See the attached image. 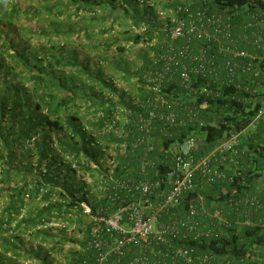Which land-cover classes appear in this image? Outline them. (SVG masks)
Segmentation results:
<instances>
[{"label":"trees","instance_id":"obj_1","mask_svg":"<svg viewBox=\"0 0 264 264\" xmlns=\"http://www.w3.org/2000/svg\"><path fill=\"white\" fill-rule=\"evenodd\" d=\"M38 1L0 0V264H56V255L79 264L93 221L84 213L82 202H89L94 214L108 205L106 198L97 201L88 195L84 168H92L89 161L99 164L98 143H134L139 136L132 122L125 126L127 135L105 128L115 114L133 107V96L118 85L116 77H138L142 94L140 84L147 71V66L142 73L139 66L130 69L119 37L106 41L101 34L110 33L117 23L123 28L119 36L127 34L133 44H145L161 25L147 0ZM247 2L194 0L196 5L211 7H239ZM259 2L264 6L263 0ZM235 23L239 27L240 18ZM134 29L142 30L134 33ZM164 91L200 109L220 112L225 107L219 125L208 122L190 127L179 137L163 139L165 145L192 133L208 146L241 130L254 116L249 104L236 99L206 100L173 84ZM261 128L248 143L241 136L237 146L243 152L241 166L248 184L206 187V197L214 201L247 189L264 204V178L256 166L263 154ZM196 197L188 194L183 209ZM69 224L82 231L84 239L81 249L69 248L65 253L64 245L76 242L65 228ZM254 244H264V234L251 229L223 240L181 241L184 247L236 255H246Z\"/></svg>","mask_w":264,"mask_h":264},{"label":"built area","instance_id":"obj_2","mask_svg":"<svg viewBox=\"0 0 264 264\" xmlns=\"http://www.w3.org/2000/svg\"><path fill=\"white\" fill-rule=\"evenodd\" d=\"M160 25L156 32H164V39L147 38L145 43L153 48L142 80L147 93L132 97L133 107L105 125L127 135L125 126L132 122L138 138L134 143H98L99 164L89 161L92 168H84L92 178H83L88 195L106 198L108 205L94 214L90 203L82 202L93 221L79 264H264V244H254L246 255L181 245L223 240L245 229L264 234V204L258 195L243 189L240 195L212 201L203 194L221 183L235 188L248 184L237 146L241 136L254 137L264 120V6L259 0L239 7L178 0ZM197 80L202 83L195 85ZM170 84L206 100L245 102L254 116L241 130L208 146L192 133L178 143H156L190 127L219 125L225 108L214 112L176 101L164 91ZM231 87L235 92L222 91ZM192 193L197 197L184 210Z\"/></svg>","mask_w":264,"mask_h":264},{"label":"rangeland","instance_id":"obj_3","mask_svg":"<svg viewBox=\"0 0 264 264\" xmlns=\"http://www.w3.org/2000/svg\"><path fill=\"white\" fill-rule=\"evenodd\" d=\"M30 1L31 0H11L12 3L17 2L19 4L20 3L21 4H28V3H30ZM33 1H38V0H33ZM153 9L155 10V14H154L155 21L156 22H159L160 24L162 23L161 21H163V20L166 19V15H169V12H170V9L165 10L166 9V6H163L160 2H157V4L153 5ZM106 24H107L108 27H110V25H112L111 24V21L106 22ZM120 29H123V28H120L118 26V24L116 23L114 25V29L110 33L101 34V36L103 38H106V39H111V38L114 37V36H111L112 33L118 32V34H121L119 32ZM135 29H134V32H135ZM118 37H119L120 42H122L123 40L126 39L125 35L123 37H122V35L121 36H118ZM126 46L127 47H133L134 45H131V44L128 45V43H126ZM129 50H130V48H129ZM138 50L139 51L142 50L143 52H145V54H147V49L144 48L143 44H139L137 46H134L133 47V50L132 51L130 50L129 56L126 53L127 56L129 57V60H130V65H129L130 66V69H135L134 68L136 66L135 61H140L139 56L138 55H135V52H137ZM113 53H114V51H113ZM111 56H112V53H111ZM116 79H117L116 82H118V85L119 84L120 85H123V87L128 92H130V94L136 92V89L138 87V83L137 82L132 81V79H125L122 76H117ZM138 96L141 97L140 96V93L138 94ZM261 144L263 145V154H262V156L260 158H257V164H256V166L258 168V171L261 173L262 177L264 178V137H263V139H261ZM84 175L86 176L87 179L92 180V178L86 172H84ZM259 183L261 184V180H259ZM65 228L69 232V235H72L75 238V241H76L75 243H67L66 245H64V251H65V253H66V250H68L69 248H73V250H79V249H81V247H82L81 242L84 239V233L82 231L77 230L76 229L77 227L74 224H71V226L69 224V226L68 227H65ZM56 257H57L56 258V264H69V263H67L65 257L62 258V256H60V255L59 256L56 255Z\"/></svg>","mask_w":264,"mask_h":264},{"label":"crops","instance_id":"obj_4","mask_svg":"<svg viewBox=\"0 0 264 264\" xmlns=\"http://www.w3.org/2000/svg\"><path fill=\"white\" fill-rule=\"evenodd\" d=\"M147 1H150V3H153V5H155V4H157V2H160L163 6H166V9L165 10H167V9H173V8H175V6H176V4H177V2H178V0H147ZM147 4H149L148 2H147ZM168 17V15H166V18ZM163 21H165V20H163ZM163 21H161V22H163ZM158 24H160L159 22H157ZM160 26V25H159ZM159 29V28H158ZM141 32V30H135V32L134 33H136V32ZM114 32V31H113ZM131 33H132V31H131ZM114 34V35H113ZM129 34V33H128ZM162 34V38H161V35ZM125 34H122V37L124 36ZM155 36L153 37V38H156L158 41H161L162 39H164V37H165V33L164 32H160V33H157L156 31H155V34H154ZM111 36H114L113 38H111V39H115V38H117L118 36H119V34H118V32H115V33H112L111 34ZM127 34L125 35V37H126V39L125 40H123L121 43L126 47V53L128 54V56H129V52H130V50L132 51L133 50V47L134 46H137V45H139V44H133L132 43V41L131 40H129V39H127ZM106 38H103V40H105ZM108 40H110V39H106V41H108ZM126 43H128V45L129 44H131V45H134L133 47H127L126 46ZM143 46H144V48H146L147 49V54H145V52H143L142 50L141 51H137V52H135V55H138L139 57H141L140 58V61H135V63H136V66L134 67L135 69L136 68H142V70L140 69L139 71H141V73H142V71H144V69H145V67L147 66H149V63H150V58H151V53H152V51H151V49H153V48H147V45H145V44H143ZM129 48H130V50H129ZM127 56V57H128ZM129 58V57H128ZM144 60V61H143ZM146 61H147V64H144V63H146ZM139 66V67H138ZM146 72V71H145ZM145 74V73H144ZM142 80H143V78H142ZM132 81H135V82H139L138 81V77H136V76H133V78H132ZM140 88L143 90V93L142 94H140V96L141 97H143L144 95H145V93H147V91L145 90V89H143L142 88V83L140 84ZM130 93V92H129ZM140 93V91H139V88L137 87V89H136V92H134V93H131L130 94V96H133L134 98H141V97H139L138 96V94ZM261 130H264V120H262L261 121ZM260 134V133H259ZM249 140L250 139H246V140H243L245 143H248L249 142ZM159 141V142H158ZM163 139L160 141V140H157L156 141V143H163ZM260 184V183H259Z\"/></svg>","mask_w":264,"mask_h":264}]
</instances>
